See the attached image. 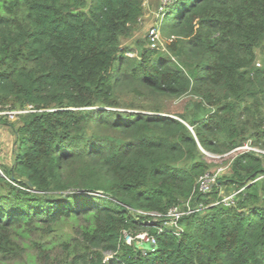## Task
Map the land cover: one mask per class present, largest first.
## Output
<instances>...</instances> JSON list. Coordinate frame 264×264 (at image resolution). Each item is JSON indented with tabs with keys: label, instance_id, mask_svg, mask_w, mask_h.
Wrapping results in <instances>:
<instances>
[{
	"label": "trees",
	"instance_id": "obj_1",
	"mask_svg": "<svg viewBox=\"0 0 264 264\" xmlns=\"http://www.w3.org/2000/svg\"><path fill=\"white\" fill-rule=\"evenodd\" d=\"M144 2L0 0V264H264V0H171L135 52Z\"/></svg>",
	"mask_w": 264,
	"mask_h": 264
},
{
	"label": "rangeland",
	"instance_id": "obj_2",
	"mask_svg": "<svg viewBox=\"0 0 264 264\" xmlns=\"http://www.w3.org/2000/svg\"><path fill=\"white\" fill-rule=\"evenodd\" d=\"M164 3H165V0H145L144 2L145 13H144L142 20L136 26L130 38L122 39L121 41L122 45L131 47L132 49H134L135 52L139 49L138 43L141 42L145 46H147L146 40H147V36L149 35V32L151 31L152 28L159 27L163 17L165 16L167 6H166V9L164 6V8L161 10ZM160 40L163 45L167 43V39L161 35V32H160ZM130 55L134 56L135 53H131ZM131 98L132 96L125 95L124 101H127L128 103H130L132 101ZM188 99H189L188 97H183V98L176 99V100L159 98V99H151L152 100L151 102L159 105L160 108L163 109V111H165L167 114L168 111H181L182 107L184 106V103ZM134 103H137V102H134ZM120 110L133 112L132 110L126 109V108H121ZM2 123H3V126L6 125L4 122ZM4 131H6L4 133L6 135V138L12 139L15 142V134L13 130L10 128V126L7 129H4ZM263 163H264V159H263ZM229 165H230V160L223 161L222 163H219V164L212 163L210 172H214L216 171L217 168H220V167H225V166L229 167ZM233 190L234 189L223 187L221 189L220 195H226L228 193L233 192ZM66 229H69V227H67Z\"/></svg>",
	"mask_w": 264,
	"mask_h": 264
},
{
	"label": "built area",
	"instance_id": "obj_3",
	"mask_svg": "<svg viewBox=\"0 0 264 264\" xmlns=\"http://www.w3.org/2000/svg\"><path fill=\"white\" fill-rule=\"evenodd\" d=\"M170 3H171V0H165V3L163 5V7L161 8V10L164 8V6L166 9V6H168ZM149 39L151 41V47H157L159 43H162L160 40V31L157 27H154L151 29V31L149 32ZM29 112H33L32 107H30V106H28L26 108L16 109V108H12L10 105L0 104V123H2V122H15L20 115L25 114V113H29ZM236 150H247V151H255L258 153H260V152L264 153V152L260 151L259 149L252 147L249 143L244 144L242 147H240ZM216 158H218V157H216ZM227 168H228L227 166L220 167V168H217L216 171L208 172L207 174L202 176L198 181L199 190L203 193H207L210 190V188H212V186L214 184H216L218 178L227 170ZM0 173L2 174L1 170H0ZM234 197H235L234 194L224 196L221 199V203L229 206L230 204L233 203ZM185 207L187 208V210H182L179 207L171 209L166 216L168 218V220H167L168 222H166L165 224L170 226V227L178 228L177 226H178V221L180 220V218L182 216H184L185 214H188V213H191L194 211L190 207L189 202L186 203ZM200 208L201 207L197 208L196 211H198ZM154 216L160 217L159 215H154ZM136 239L139 241H142V242H150L152 244V246H155L154 238L148 236L145 233L138 235L136 237ZM127 241H128V243H131L133 241V238L127 237Z\"/></svg>",
	"mask_w": 264,
	"mask_h": 264
},
{
	"label": "crops",
	"instance_id": "obj_4",
	"mask_svg": "<svg viewBox=\"0 0 264 264\" xmlns=\"http://www.w3.org/2000/svg\"><path fill=\"white\" fill-rule=\"evenodd\" d=\"M8 127L9 126H3V123H0V165L12 167L15 142L12 139L6 138V135L4 134L6 132L4 129H7Z\"/></svg>",
	"mask_w": 264,
	"mask_h": 264
}]
</instances>
